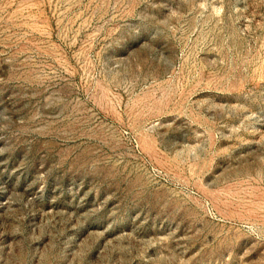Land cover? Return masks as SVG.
<instances>
[{"label": "rangeland", "instance_id": "rangeland-1", "mask_svg": "<svg viewBox=\"0 0 264 264\" xmlns=\"http://www.w3.org/2000/svg\"><path fill=\"white\" fill-rule=\"evenodd\" d=\"M0 264H264V0H0Z\"/></svg>", "mask_w": 264, "mask_h": 264}]
</instances>
